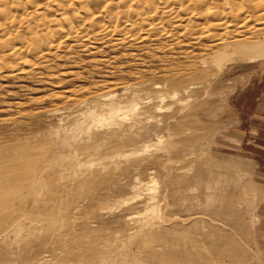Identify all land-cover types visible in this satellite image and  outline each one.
I'll list each match as a JSON object with an SVG mask.
<instances>
[{"label":"rangeland","instance_id":"obj_1","mask_svg":"<svg viewBox=\"0 0 264 264\" xmlns=\"http://www.w3.org/2000/svg\"><path fill=\"white\" fill-rule=\"evenodd\" d=\"M243 1V28L226 8L230 27L166 19L119 46L87 14L32 70L0 61V264H264V123L245 109L264 23Z\"/></svg>","mask_w":264,"mask_h":264},{"label":"bare ground","instance_id":"obj_2","mask_svg":"<svg viewBox=\"0 0 264 264\" xmlns=\"http://www.w3.org/2000/svg\"><path fill=\"white\" fill-rule=\"evenodd\" d=\"M88 1L89 0H76V3H77L76 4L75 1L72 2V0H0V61H3V63L14 61V63H17V65H18L17 66L18 70L24 71V69H26V68H28L29 70H32L37 65H39L38 59L46 57L43 55L45 53H47L48 50L51 51L52 49L60 48V46L63 42L62 40H65L63 38H66V40H67V38L69 39L70 34L72 35L73 30L75 29L74 22L77 19L83 18L82 15H87V14H89V16L91 18V24L90 25L98 30L97 34H104L106 36H108V35L118 36V38L116 37V40L118 43L119 42L120 43L121 42L122 43L131 42L132 40L134 41L136 39H140V38H138L137 35H139V36L141 35L140 37L142 38V36L145 37L143 34L149 33L150 31H151V33H152V31H153V33H155L154 31H161L162 29L164 30L168 27L167 24H166L167 27L164 25L166 19H168V21L172 22V25H175V27H176V24H174V23L175 22H183V21H179V19H182V18H184V19L189 18V20L192 19L194 21H203L202 24L205 26H204V28L201 27V29L203 28L206 30L208 27H209L208 28V30H209L210 26H213V27L218 29V28H221L227 24L230 27L231 24L226 23V21H224V22L222 21L223 18L227 19L229 17L227 15L225 16V14H224V11L226 8L230 9V12L232 11V15H234L235 19L233 18L234 19L233 20L234 22L232 23L233 25H236L239 28H243L245 23H247L249 21V20H247V19H249L248 15H247L248 17L245 16L244 18L239 20V18H240L239 16H241L239 14H243V13H245V11H247L245 9L246 7L243 6V3H242L243 0L241 1V3H238L239 0L237 2L234 0H231L233 2H231L230 0H224L225 3L222 2L223 3L222 5H218L216 3V5L212 4L213 6L210 5V2H211L210 0H94L95 2H97V4H100V7L101 6L103 7L102 11L99 8L98 9L100 11H98V10L96 11L95 9L93 10L92 9L93 6H91L92 4L88 3ZM251 1L252 0H249L250 3H252L254 0L252 2ZM255 1H256L255 2L256 6L258 8H260L263 12V14L260 15L259 19L257 18V20L260 21V22H258V24L259 23L263 24L264 20H262V19H264V0H255ZM95 2H92V3H95ZM212 3H214V2H212ZM250 3H248V4H250ZM195 5H199L198 7L202 8V10L196 11ZM252 6H253V4H252ZM98 7H99V5H98ZM257 7L254 6V8L258 9ZM255 11H258V10H255ZM230 21H232V20H230ZM170 22H169V24H170ZM191 22H190V24L192 25L193 23H191ZM186 23H183V24L185 25ZM84 24H85V21H84L83 25ZM179 24H181V23H178V25ZM164 26H165V28H163ZM86 27H88L87 29H91V28H89L90 26L86 25ZM193 27H195V26H193ZM168 28L171 29L170 27H168ZM187 28H188V26H187ZM246 29H248V28H246ZM172 30L173 31H179L177 29H175V30L172 29ZM75 31L78 32L77 30H75ZM180 31L181 32H179L180 34H178V35H181V33H183L182 30H180ZM239 31H240V29H239ZM241 31H242V29H241ZM79 32H80V29H79ZM168 32H169V30L167 31V33ZM203 32H204V30H203ZM167 33H166V35H168V36H165V37L170 36ZM185 33H186V30H185ZM204 33L207 37L208 33L207 32H204ZM209 33L211 34V31H209ZM75 34L76 33H74V36H75ZM79 34H81V32ZM87 34H86V36H87ZM162 34L159 36L163 37V35H165V34H163V35ZM241 34H243V33H241ZM245 34H244V36H245ZM152 35L153 34H151V36ZM178 35L175 34V38L178 37ZM190 35L191 34H189V36ZM217 35H219V34H217ZM78 36H79V40H80V35H78ZM136 36H137V38H136ZM210 37H212V35ZM22 38H28V39H27V41L25 40L24 43L21 42V44L19 45L18 41L22 40ZM74 38L72 37L73 40H74ZM114 39H113V41H114ZM171 39H170V43H171ZM178 39H180V38H178ZM178 39L177 38L175 39V43H176V40L178 41ZM96 40H98V37ZM168 40H169V38L167 39V42H168ZM183 40H184V38H183ZM87 41H89V39H87ZM110 41H112V40H110ZM200 42H201V40H200ZM65 43H63V44L65 47H67L66 46L67 43L66 44ZM120 43H119V46L121 45ZM262 47L264 48V46H262ZM172 50H173V48H172ZM44 59L46 60V58H44ZM12 65H10V67ZM13 68H15V67H13ZM12 70H14V69H12ZM20 72H22V71H20ZM30 72L32 73V71H30ZM175 83L177 84L178 82H175ZM157 86H159V85H157ZM161 89H163V88H161ZM160 94H162V93H160ZM158 96L162 98L161 95H158ZM159 100L161 101V99H159ZM150 102L151 101H149V104H150ZM156 106H158V105H156ZM160 107H158V108H160ZM121 110H123V109H121ZM116 112H118V111H116ZM115 135H117V134H115Z\"/></svg>","mask_w":264,"mask_h":264},{"label":"crops","instance_id":"obj_3","mask_svg":"<svg viewBox=\"0 0 264 264\" xmlns=\"http://www.w3.org/2000/svg\"><path fill=\"white\" fill-rule=\"evenodd\" d=\"M245 109L250 117L264 123V87H253L247 91Z\"/></svg>","mask_w":264,"mask_h":264}]
</instances>
